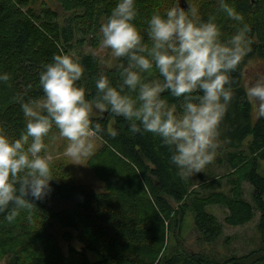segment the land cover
Returning a JSON list of instances; mask_svg holds the SVG:
<instances>
[{
	"label": "trees",
	"instance_id": "trees-1",
	"mask_svg": "<svg viewBox=\"0 0 264 264\" xmlns=\"http://www.w3.org/2000/svg\"><path fill=\"white\" fill-rule=\"evenodd\" d=\"M39 1L0 0V74L9 75L8 81H0V132L10 139L19 138L25 131L21 101L39 100L43 96L39 73L54 55L69 54L85 68L78 83L85 89L86 98L95 95V78L101 74L107 75L113 84L118 83L119 59L118 65L103 70L97 57L80 51L82 46L96 40L100 26L111 15L117 0H57L63 15ZM227 2L250 25L252 41V51L243 68L234 74L235 96L219 138L230 169L225 178L228 192L213 188L212 181L204 182L202 187L209 189L206 192L202 188L190 189V179L178 176L169 162V149L159 138L149 133L133 135L123 118L106 113L100 123L106 128L115 127L119 134L115 138L107 134L98 138L100 146L95 155L85 160L102 183L101 190L79 182L73 164L61 159L51 161L52 191L44 200L35 202L31 217L21 212L12 223L0 217V261L244 264L255 255L250 260L252 264L264 259V118L252 121L255 107L248 102L244 87L247 64L258 60L264 65V0ZM174 4L175 0H137L134 23L145 43L150 45L147 21L151 15ZM188 5L196 6L202 19L212 18L223 40L230 39L238 30V23L220 9L219 0H187ZM169 102L176 103L173 98ZM248 136L251 139L245 143ZM245 182L251 187L250 201L245 198ZM52 198L70 201V205L54 212L49 207ZM214 205L226 209L223 221L207 210V206ZM188 213L202 244L215 243L223 233L224 223L244 225L259 213L260 247L244 256L223 260L205 250L187 251L179 247L173 231L176 229L179 234ZM54 223L66 248L51 231ZM72 240L81 247L71 246ZM89 252L96 253L98 260H90L95 258H90Z\"/></svg>",
	"mask_w": 264,
	"mask_h": 264
},
{
	"label": "clouds",
	"instance_id": "clouds-1",
	"mask_svg": "<svg viewBox=\"0 0 264 264\" xmlns=\"http://www.w3.org/2000/svg\"><path fill=\"white\" fill-rule=\"evenodd\" d=\"M136 2L117 0L99 28L101 46L121 61L117 84L101 74L95 95L86 98L78 83L85 68L69 54H56L39 73L43 96L21 101L25 131L17 139L0 132V217L8 223L21 212L30 218L35 202L52 191L51 157L43 153L53 128L67 141L64 155L76 164L95 155V138L119 134L100 123L106 113L123 118L133 135L159 138L182 179L197 176L216 159L221 126L235 96L234 74L252 51L250 25L227 0H219L222 12L239 25L223 40L212 18L204 20L196 6L175 0L147 21L149 45L134 23ZM8 79L0 74V81ZM245 96L257 118H264V72L246 85Z\"/></svg>",
	"mask_w": 264,
	"mask_h": 264
},
{
	"label": "rangeland",
	"instance_id": "rangeland-1",
	"mask_svg": "<svg viewBox=\"0 0 264 264\" xmlns=\"http://www.w3.org/2000/svg\"><path fill=\"white\" fill-rule=\"evenodd\" d=\"M44 1L50 8L56 10L57 12H62L57 0H41ZM39 1V2H41ZM65 14V13H64ZM104 23V22H103ZM100 32L95 41L89 44H85L80 48V51L92 53L95 57H97L100 61V66L104 70L107 67L113 68L118 65V59L112 57L110 49H104L100 44ZM257 72H264V65H262L258 60H252L247 64L244 73V87L252 81ZM257 118L255 108L252 110V121L255 122ZM251 139V136H248L244 142L246 143ZM46 144V152L44 155L50 156L51 161L54 159H61L68 163L73 164L76 167L77 177L79 182L84 185L90 186L91 188L99 191L101 190L102 183L94 176L91 169L86 165L85 160L80 161V164L74 163L70 158L64 155V149L66 147L67 141L59 136V130H51L49 135L45 137L44 140ZM94 143L96 145V149L100 146V140L98 138L94 139ZM221 148L218 150V154L213 163L206 166L204 171L193 178H189L191 181L190 189L204 190L208 191V188H203L205 185L204 182L212 181L210 185H213V188H217L223 192H228L229 184L225 179L228 176V172L230 169L225 163L224 159V151L226 152L224 145L222 143ZM219 182V183H218ZM204 183V184H202ZM207 184V183H206ZM250 185L248 183H244L245 190V198L250 201ZM68 205H70V201H61L56 198L49 199V207L52 211L56 212L58 210L65 209ZM207 210L217 216L220 221H223L224 215L226 213V209L222 206L214 205L207 206ZM259 219V213H256L253 219L244 224L238 226H231L227 224H223V233L221 237L215 242L211 244H202L200 240L197 239V234L193 228V221L191 214L188 213L186 216V220L182 230L176 232V229L173 231L174 235L177 236V243L179 247L186 249L187 251H197V250H205L209 254L216 256L219 259L228 258L231 256H244L250 253L253 250H257L260 247V238L259 231L257 229ZM180 229V228H178ZM51 231L54 235L59 239V242L63 248H66V243L60 239V230L58 226L54 223L51 225ZM172 240V237H171ZM170 242V241H169ZM70 245L79 249L81 244L76 240H72ZM261 253V252H259ZM255 256V255H253ZM252 256V258H253ZM90 260H98V255L93 252H89ZM251 258V259H252ZM245 261L244 264H250V260ZM264 264V259H258L256 262L252 264ZM0 264H6L5 260L0 261Z\"/></svg>",
	"mask_w": 264,
	"mask_h": 264
},
{
	"label": "water",
	"instance_id": "water-1",
	"mask_svg": "<svg viewBox=\"0 0 264 264\" xmlns=\"http://www.w3.org/2000/svg\"><path fill=\"white\" fill-rule=\"evenodd\" d=\"M182 6L187 7V4H184V0H183V3H182Z\"/></svg>",
	"mask_w": 264,
	"mask_h": 264
}]
</instances>
